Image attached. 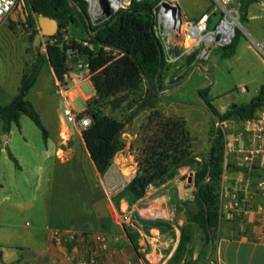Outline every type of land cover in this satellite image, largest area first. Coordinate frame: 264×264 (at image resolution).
<instances>
[{
	"label": "rangeland",
	"instance_id": "374dc122",
	"mask_svg": "<svg viewBox=\"0 0 264 264\" xmlns=\"http://www.w3.org/2000/svg\"><path fill=\"white\" fill-rule=\"evenodd\" d=\"M179 1L187 19L199 18L214 3L213 0ZM237 10L236 32L241 34L237 55L224 58L223 48L215 49L205 62L208 69L205 63L201 69L190 68L182 80L164 86L166 90L158 104L159 113L166 117H183L193 127V149L199 155V162L208 160L213 139L211 130L219 125L217 118L207 110L199 91L207 90V98L220 112H226L235 109L232 108L234 104L250 102L256 95L257 86L264 84V52L250 39L251 29L241 19V7L237 6ZM26 19L13 21L8 18L5 24L9 30L6 27L0 29V79H5L14 93L22 75L37 57L31 42L34 30L27 25ZM252 24L262 26L264 21H253ZM36 29L39 33L38 18ZM67 33L74 40L87 37L80 23L70 24ZM44 42L42 40L39 50L42 54H46ZM246 43L253 49L247 48ZM173 71L169 69V75L174 74ZM62 86L71 89L77 113H83L87 105L97 98L90 78L80 80L77 76L75 83L65 80L62 85L54 77L51 66L44 64L27 98L39 113L46 136L28 116L22 115L20 128L12 126L9 148L1 157L0 181H5L7 190H12L13 201L17 200L29 208L25 225H34L38 218L46 217L53 224H74L73 239L79 236L80 245L85 246L83 241L89 234H103L106 244L110 242L115 249L118 243L115 237L125 233L126 228L138 240L144 235L149 236L152 228L161 233L168 231L169 226L188 221V215L198 211L194 198L198 165L194 163L177 169L170 180L150 186L140 200L134 201L125 193V187L138 170L139 163L149 159L144 148L148 137L153 134L150 129L153 111L136 105L138 94L127 96L128 99L116 107L118 100L113 98L102 104L103 114L125 122L122 134L125 148L115 155L107 172L101 175L90 158L83 134L74 125L67 128L62 122L65 105ZM233 125L243 130L241 120H236ZM206 128L208 133L204 138L200 131ZM8 134L0 130V147L7 143L8 138L2 140ZM8 150L22 167L17 168L9 159ZM222 181L217 187L219 205L222 190L225 187L230 189V185H224ZM3 194L0 191V197ZM146 246L142 254L149 252L148 244ZM149 258L152 261L156 259L151 255Z\"/></svg>",
	"mask_w": 264,
	"mask_h": 264
},
{
	"label": "trees",
	"instance_id": "16d2710c",
	"mask_svg": "<svg viewBox=\"0 0 264 264\" xmlns=\"http://www.w3.org/2000/svg\"><path fill=\"white\" fill-rule=\"evenodd\" d=\"M255 1L242 0V20L246 19L248 7ZM153 6L154 1L151 0L134 1L130 8L119 12L111 20L92 27L86 4L82 0H30L27 23L34 30L31 42L37 34L35 17L45 16L57 20L59 30L49 41L44 42L46 54L38 53L34 64L22 75L16 96L8 104H0V121L3 123V131L9 133L13 125L20 128V118L26 115L45 137L41 117L27 97L44 64L51 66L60 83H65L71 70L67 63V50L79 51L87 57L90 79L97 95L93 103H89L81 113L91 118L90 126L82 134L96 170L104 175L115 155L125 148L122 138L125 122L103 114L102 104L113 98L118 100L116 107L127 100V96L138 94L136 105L140 109L149 108L153 111L150 118L153 134L148 137L144 148V154L149 159L139 163L138 170L125 187V193L134 201L140 200L145 197L150 186L170 180L180 167L197 164L194 198L199 209L189 215V220L199 225L207 243H210L215 239L218 229L220 213L217 187L225 172L262 176L264 168L257 164L246 167L226 163L225 134L220 126L211 130L212 138L216 131L217 136L208 153V160L199 162L186 120L179 116L166 117L157 111L170 68L164 65L162 46L153 31ZM76 23L81 24L87 35L83 40L93 43L95 51H90L74 39H71L70 45L61 43L62 31H67L70 24ZM240 36L237 31L231 45L223 48L224 58L235 54ZM115 50L119 51L118 55L113 54ZM199 93L207 110L219 123L231 116L242 121L248 120L264 108V85L260 86L250 102L224 113L207 98V90H200ZM8 157L17 168L20 167L18 159L10 150ZM126 233L135 245V237L127 228ZM190 240L189 236L181 232L179 244L171 257L175 264L187 253L186 247Z\"/></svg>",
	"mask_w": 264,
	"mask_h": 264
},
{
	"label": "crops",
	"instance_id": "0c3cea01",
	"mask_svg": "<svg viewBox=\"0 0 264 264\" xmlns=\"http://www.w3.org/2000/svg\"><path fill=\"white\" fill-rule=\"evenodd\" d=\"M207 11H204L199 18ZM16 19V15L11 17L13 21ZM257 20L264 21V0H256L250 4L247 17L244 20L251 29L249 31L250 39L264 52V24L262 26L253 25L252 22ZM2 27L9 30L5 22L0 25V29ZM246 44L247 48L253 49L251 44ZM238 48L239 44L233 56L237 55ZM206 63L204 66L208 69ZM77 76L79 77V71L72 67L67 80L70 84L75 83ZM54 77H56L55 74ZM171 81H173V74L167 76L165 85L173 84L174 82ZM8 84L5 79H0L1 105L8 104L16 96L20 86L15 88L17 89L15 94L11 92L12 89L10 86L8 87ZM259 88L260 86H257L255 94ZM236 120L239 118L231 116L226 121L219 123L225 134L226 145L227 143L233 144L232 149H227L225 146V162L235 166H246L241 153L246 146V140L241 136V127L233 125ZM217 122L219 121L217 120ZM241 122L243 127V121L241 120ZM188 128L191 137H193V127L188 125ZM0 130H3L2 121H0ZM200 133H203L205 138L208 128ZM11 134L12 128L8 134L7 143L1 147L0 163L5 149L9 148ZM197 160L199 161V157ZM19 164L22 167L20 161ZM254 164L264 168V157L257 158L251 166ZM238 176L246 178V175L240 172H225L222 182L224 185L228 183L232 187L234 179ZM0 183V191L4 192L3 197H0V264H77L80 260L86 259L92 251L96 252L100 264H175L171 257L179 244L181 232H184L191 240L186 247L187 253L176 264H264V221L257 214L246 219L237 213L231 215L227 208V187L220 194L218 229L215 239L210 243H207L203 230L197 223L190 221L188 215V221H179L178 226H169L168 231L161 233L156 228H152L150 235H144V237L135 240V245L126 232L116 236L115 239L118 240V243L115 245V249H112L110 242L106 244V241L100 245L93 242L91 245L87 244L86 240H92L95 234L87 235L86 240L83 241L85 246L80 245L82 241L79 236L75 240L73 239V234L76 231L74 224H53L46 217L45 219L38 218L34 225H25L24 219L29 208L17 200L13 201L12 190H7L5 181H0ZM243 194L250 198L253 204L262 199L253 184L249 185ZM163 197L167 200L166 196ZM171 232H174V235H171ZM146 244H148L149 252L142 254V251L147 247ZM150 255L156 258L155 261L149 258Z\"/></svg>",
	"mask_w": 264,
	"mask_h": 264
},
{
	"label": "built area",
	"instance_id": "2783aa9c",
	"mask_svg": "<svg viewBox=\"0 0 264 264\" xmlns=\"http://www.w3.org/2000/svg\"><path fill=\"white\" fill-rule=\"evenodd\" d=\"M82 1L86 4L90 25L92 23L93 27H97L111 20L119 12L130 8L134 1L143 0ZM151 1H154L153 31L162 46L165 67L174 70L173 79L181 77L182 80L190 68L201 69L215 49L231 45L235 38L239 17L237 6L241 7L242 0H213L211 9L196 20L185 17L178 0ZM219 12L222 13L221 18L215 23L214 28H210L212 15ZM29 14L30 0H0V25L14 15L17 19L25 20L29 18ZM35 19L37 21L36 17ZM76 41L90 51H95L96 46L89 40ZM61 43L71 44L67 31H62ZM113 54L118 55L119 51L115 50ZM67 63L79 71V79L91 77L87 57L79 51L68 49ZM242 91H245L244 87ZM62 96L65 104L62 114L63 124L67 128L69 125H74L80 133H83L90 126L91 118L82 116L74 109L69 87L62 86ZM241 136L246 140V146L241 151L242 160L246 167H251L257 158L264 157V108L253 118L243 121ZM226 147L232 149L233 144L227 143ZM251 184L256 187L262 198L256 204L243 194ZM227 196V208L231 215L237 213L246 219L257 214L264 221V175L249 174L246 178L238 176L234 179L233 186L228 189ZM86 241L90 245L92 242L100 245L105 243L106 237L103 234H95L92 240ZM77 264H100V261L96 252L92 251L86 259L80 260Z\"/></svg>",
	"mask_w": 264,
	"mask_h": 264
},
{
	"label": "water",
	"instance_id": "95a60500",
	"mask_svg": "<svg viewBox=\"0 0 264 264\" xmlns=\"http://www.w3.org/2000/svg\"><path fill=\"white\" fill-rule=\"evenodd\" d=\"M222 13H214L211 17V23L209 24L210 28H214L215 23L221 18ZM38 23H39V27H40V32L37 33L34 36V39L32 41V47L35 53H39L41 44H42V40L44 41H49L51 39L52 36H54L57 31L59 30V23L57 22V20L49 18V17H45V16H39L38 17ZM181 80V77H178L176 79H173V81L171 82H179ZM237 105H232V108H236ZM217 136V131L211 141V147L213 145L214 139ZM8 138V136L6 135V137L2 140L5 141ZM84 140V139H83ZM86 145V143H85ZM87 148V146H86ZM87 151L90 155V152L87 148ZM212 154L210 153V159H211ZM209 179V175H207V180ZM190 181V180H189Z\"/></svg>",
	"mask_w": 264,
	"mask_h": 264
}]
</instances>
